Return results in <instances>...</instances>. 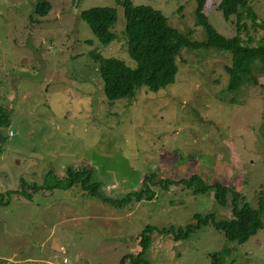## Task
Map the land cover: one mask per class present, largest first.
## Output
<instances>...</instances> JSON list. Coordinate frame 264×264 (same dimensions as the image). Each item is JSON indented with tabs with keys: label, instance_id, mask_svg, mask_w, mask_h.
Here are the masks:
<instances>
[{
	"label": "rangeland",
	"instance_id": "1",
	"mask_svg": "<svg viewBox=\"0 0 264 264\" xmlns=\"http://www.w3.org/2000/svg\"><path fill=\"white\" fill-rule=\"evenodd\" d=\"M38 1L0 0V109L7 111L0 125V264H120L139 253L146 227L157 231L134 264H211L210 256L226 247L232 253L222 264H264V213L262 227L243 245L227 242L210 223L186 239L172 238L193 214L231 215L211 191L184 187L192 174L236 188L252 207L264 201V72H254L257 85L228 92L230 53L183 48L172 83L156 91L141 86L109 103L91 56L134 64L117 0H47L52 10L45 16L35 13ZM218 1L205 0L207 21L223 35L237 34ZM251 1L264 21V0ZM131 2L161 10L190 40L205 37L194 0ZM92 6L117 12L111 26L117 36L108 44L79 15ZM261 34L251 26L239 33L251 45ZM68 166L92 168L100 194L78 184L20 188V180L43 185L50 170L63 178ZM149 175L154 195L124 202Z\"/></svg>",
	"mask_w": 264,
	"mask_h": 264
},
{
	"label": "trees",
	"instance_id": "2",
	"mask_svg": "<svg viewBox=\"0 0 264 264\" xmlns=\"http://www.w3.org/2000/svg\"><path fill=\"white\" fill-rule=\"evenodd\" d=\"M117 2L122 8L124 18L123 34L126 52L134 64L128 65L123 60L114 57L106 58L98 54L91 56L96 63L103 83V91L109 103L123 97L131 98L134 90L141 86L156 91L172 83L178 71L176 60L183 48L230 53L231 64L224 65V71L228 74V92H238L244 86L259 83L254 72H264V21L258 20L251 0L218 1L217 8L223 20L232 21L236 26L237 34L232 36L217 32L209 24L203 12L205 0H194L195 24L200 25L205 34L204 39L200 41L190 40L186 34L171 26L167 17L159 9L146 4H133L131 0H117ZM34 10L36 15L45 16L52 10V4L47 0H41L36 3ZM79 15L101 43L108 44L116 38L117 35L111 30V26L117 20V12L113 7L92 6L82 10ZM249 26L254 31L258 28L262 30L261 36L254 45L245 43L239 35L241 31L248 32ZM252 39L249 37V41ZM6 116L7 111L0 109V125L6 122ZM65 172L63 178H57L55 172L50 170L43 185L29 184L20 180V188L29 185L42 192L45 188L48 190L68 189L78 184L91 196L100 194V185L94 179L92 168L76 169L68 166ZM153 185L155 184L152 182V176H145L143 186L138 191L127 193L124 202L141 201L144 197L151 198L154 195ZM184 187L192 193L211 191L212 199L219 206H230L231 215L228 218L215 219L212 212L193 214L192 223L184 227L180 226L172 232L174 240L186 239L193 229L210 223L215 230L222 233L227 242L243 245L254 237L263 225L261 218L264 213L263 200L258 201L257 207H252L236 188L217 181L206 183L196 174L185 179ZM146 190L149 192L145 193ZM7 193L19 195L20 190H9L5 192ZM153 229L155 228L146 227L140 234L138 241L140 249L136 257L128 260L127 256H123L120 264H125L127 260L129 264L142 260L141 256L150 244L149 233ZM162 231L169 233L167 229H162ZM231 253L227 247L220 249L210 256L211 264H222L228 256H231Z\"/></svg>",
	"mask_w": 264,
	"mask_h": 264
},
{
	"label": "built area",
	"instance_id": "3",
	"mask_svg": "<svg viewBox=\"0 0 264 264\" xmlns=\"http://www.w3.org/2000/svg\"><path fill=\"white\" fill-rule=\"evenodd\" d=\"M8 135H11V132L9 131ZM64 262H66V260H64Z\"/></svg>",
	"mask_w": 264,
	"mask_h": 264
}]
</instances>
